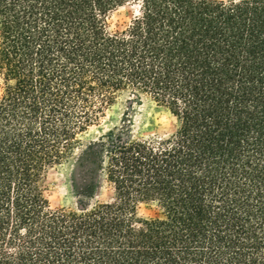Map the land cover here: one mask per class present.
<instances>
[{"label": "trees", "instance_id": "obj_1", "mask_svg": "<svg viewBox=\"0 0 264 264\" xmlns=\"http://www.w3.org/2000/svg\"><path fill=\"white\" fill-rule=\"evenodd\" d=\"M0 264H264V0H0Z\"/></svg>", "mask_w": 264, "mask_h": 264}, {"label": "rangeland", "instance_id": "obj_2", "mask_svg": "<svg viewBox=\"0 0 264 264\" xmlns=\"http://www.w3.org/2000/svg\"><path fill=\"white\" fill-rule=\"evenodd\" d=\"M135 7L127 5L112 13L111 23L119 28L128 24ZM132 121L131 137L135 136H165L176 129L175 119L164 109L157 107L152 102L142 99L139 103H133L129 108ZM85 179L77 168V162L73 161L64 168L50 170L46 176L47 197L52 208L67 207L76 208L80 203L87 202L77 195L79 187ZM105 195L98 199L102 200ZM138 214L153 216L156 213L154 204H139Z\"/></svg>", "mask_w": 264, "mask_h": 264}]
</instances>
